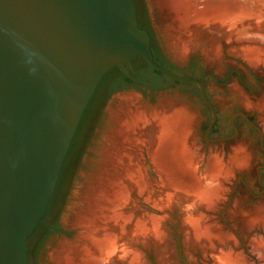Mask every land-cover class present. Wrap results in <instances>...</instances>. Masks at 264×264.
Instances as JSON below:
<instances>
[{
  "label": "rangeland",
  "instance_id": "rangeland-1",
  "mask_svg": "<svg viewBox=\"0 0 264 264\" xmlns=\"http://www.w3.org/2000/svg\"><path fill=\"white\" fill-rule=\"evenodd\" d=\"M234 1L238 9L249 12L256 9L260 0ZM134 3L138 24L149 29L152 45L162 59L178 73L202 78L207 98L217 112L218 122L213 132L229 135L232 131L230 117L236 111L247 114L253 125L237 115L238 137L205 141L203 132L211 112L201 100L196 85L176 82L167 76L160 82L144 79L137 73L145 67L138 56L132 59V68H126L128 73L134 71L128 81L119 80L120 72H126L112 68L101 79L84 113L41 220L26 234L28 264H57L52 257L60 246L77 239L80 232L77 218L86 207L85 196L110 147L109 136L117 127L114 117L124 112V98L130 96L135 99L134 107L139 109H154L163 104L183 108L189 123L188 139L193 141L200 154L205 153L201 154L205 158L218 155L226 161L236 162L224 181L222 199L213 208L202 209L201 213L218 230L228 234L227 244L232 245L234 252L239 253L247 264H264V256L253 249L255 239H264V65H251L236 55L234 49L241 44L224 37L219 40L217 55L211 56L203 44L197 42L181 51L174 44L177 33L174 16L162 0H134ZM197 6L202 7V0H198ZM121 86L128 89L114 92ZM242 158L245 163H240ZM146 159L153 173L148 172ZM142 167L148 179L155 183L158 175L145 152ZM131 198L133 210L139 217L145 214L163 217L173 264H211L210 252L185 241L182 216L175 205L166 210L159 209L144 193L134 192ZM138 247L148 264H161L151 243Z\"/></svg>",
  "mask_w": 264,
  "mask_h": 264
},
{
  "label": "water",
  "instance_id": "water-1",
  "mask_svg": "<svg viewBox=\"0 0 264 264\" xmlns=\"http://www.w3.org/2000/svg\"><path fill=\"white\" fill-rule=\"evenodd\" d=\"M138 56L172 80L202 78L154 61L134 0H0V264H28L26 234L41 220L82 115L103 76ZM246 117L242 111L234 112ZM145 166L153 173L148 160Z\"/></svg>",
  "mask_w": 264,
  "mask_h": 264
},
{
  "label": "bare ground",
  "instance_id": "bare-ground-1",
  "mask_svg": "<svg viewBox=\"0 0 264 264\" xmlns=\"http://www.w3.org/2000/svg\"><path fill=\"white\" fill-rule=\"evenodd\" d=\"M163 3L176 22L177 49L183 51L197 42L211 56L217 55L224 37L241 44L234 49L236 55L251 65H264V0L249 12L238 9L234 0H202L201 8L198 0ZM124 99V112L114 117L117 127L109 136L110 147L77 218L79 235L74 242L62 244L52 259L57 264H148L138 245L151 243L161 264H173L163 217H139L131 198L136 192L144 193L159 209L175 205L185 241L210 252L211 264H247L227 244L228 234L201 213L222 199L224 181L236 162L200 154L188 139L183 108L163 104L139 109L133 97ZM144 152L158 175L155 183L142 167ZM239 161L245 163V158ZM254 241L253 249L264 256V239Z\"/></svg>",
  "mask_w": 264,
  "mask_h": 264
},
{
  "label": "flooded vegetation",
  "instance_id": "flooded-vegetation-1",
  "mask_svg": "<svg viewBox=\"0 0 264 264\" xmlns=\"http://www.w3.org/2000/svg\"><path fill=\"white\" fill-rule=\"evenodd\" d=\"M144 29L147 30L148 33L150 32L149 29H147L146 27H144ZM144 64H145V66L148 65V64H146V63H144ZM149 66H150V65H149ZM131 71H132V70H129V73H127V74H125V73H123V72H120L121 75H122V77L119 78V80L128 81V80L132 79ZM99 84H100V83H99ZM203 84H204V83H203ZM193 85H194V84H193ZM98 86H99V85H98ZM98 86H97V88H98ZM97 88L95 89V91H94V93H93V95H92V97H91V99H90V101H89V103H88L86 109L88 108L89 104L91 103V100H92V98H93V96H94V94H95ZM126 88L128 89V87L121 86V87L115 89L114 92H119V91L127 90ZM197 88H198V87H197ZM204 90H205V95H206V97H207L205 85H204ZM198 91H199V90H198ZM199 95H200V94H199ZM200 98H201V97H200ZM201 100H202V99H201ZM206 106H207V105H206ZM207 107H208V106H207ZM208 108H209V107H208ZM86 109H85V111H86ZM209 110H210V109H209ZM85 111H84V113H85ZM215 112H216V110H215ZM84 113H83V115H82V118H83V116H84ZM236 116H237V115H236ZM236 116L233 117L232 122L230 121V125H231V128H232V131L229 132L228 134H234V133H235V129H236V130H237V135H236V137H238V135H239V133H240V127H239L238 123H237L236 120H235V117H236ZM240 116L243 117L244 120H245L248 124L253 125V122L251 121V119L249 118V116H248L247 114H246V117H244V116H242V115H240ZM82 118H81V120H82ZM81 120H80V122H81ZM80 122H79V124H80ZM217 122H218V119H217V112H216V120H215L213 126L211 127V129H210V131H209V133H208V135H207L208 137H217V136H221L220 134H215V133L213 132V130L216 128ZM78 126H79V125H78ZM77 129H78V127H77ZM77 129H76V132H77ZM76 132H75V134H76ZM75 134H74V136H75ZM74 136H73V139H74ZM236 137H235V138H236ZM235 138H232V139H235ZM73 139H72V142H73ZM227 140H229V139H227ZM72 142H71V144H72ZM71 144H70V147H71ZM70 147H69V149H68V152H69V150H70ZM262 149H264L263 146H262ZM68 152H67V154H68ZM67 154H66V156H67ZM66 156H65V157H66ZM64 160H65V158H64ZM60 173H61V172H60ZM257 174H258V177H259V169H257ZM52 228H53V227H52Z\"/></svg>",
  "mask_w": 264,
  "mask_h": 264
},
{
  "label": "trees",
  "instance_id": "trees-1",
  "mask_svg": "<svg viewBox=\"0 0 264 264\" xmlns=\"http://www.w3.org/2000/svg\"><path fill=\"white\" fill-rule=\"evenodd\" d=\"M142 28H144V27H142ZM149 36H150V50H151L152 57H153L154 61L157 62L158 64H160L161 66H163V67H165V68H167V69H169V70H171L177 74L184 75V74L178 73L176 70H174V68H172L170 65H168L167 62H165V60L162 59V57L159 55L157 50L152 45V36H151L150 32H149ZM137 73L140 77H143L144 79H151V80L153 79V80H156L159 82L166 78L165 75L159 73L158 71H156L154 68H152L149 65L145 66L143 69L139 70ZM131 74H132V76H134V71H131ZM184 76H189V75H184ZM197 78H200V77H197ZM120 81H123V80H120ZM176 82H178V81H176Z\"/></svg>",
  "mask_w": 264,
  "mask_h": 264
}]
</instances>
